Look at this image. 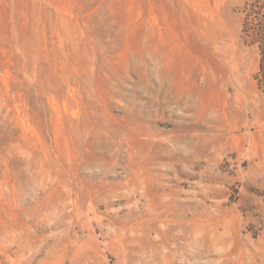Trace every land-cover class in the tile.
<instances>
[{
	"label": "rangeland",
	"instance_id": "obj_1",
	"mask_svg": "<svg viewBox=\"0 0 264 264\" xmlns=\"http://www.w3.org/2000/svg\"><path fill=\"white\" fill-rule=\"evenodd\" d=\"M245 2L0 0V264H264Z\"/></svg>",
	"mask_w": 264,
	"mask_h": 264
},
{
	"label": "trees",
	"instance_id": "obj_2",
	"mask_svg": "<svg viewBox=\"0 0 264 264\" xmlns=\"http://www.w3.org/2000/svg\"><path fill=\"white\" fill-rule=\"evenodd\" d=\"M243 13L242 39L257 49L258 64L253 79L264 95V0H246Z\"/></svg>",
	"mask_w": 264,
	"mask_h": 264
}]
</instances>
